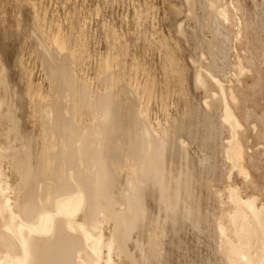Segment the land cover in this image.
<instances>
[{
	"label": "bare ground",
	"instance_id": "bare-ground-1",
	"mask_svg": "<svg viewBox=\"0 0 264 264\" xmlns=\"http://www.w3.org/2000/svg\"><path fill=\"white\" fill-rule=\"evenodd\" d=\"M218 2L0 0V264H169L205 222L221 264H264V203L243 191L264 132L220 48L264 26L219 7L224 29Z\"/></svg>",
	"mask_w": 264,
	"mask_h": 264
},
{
	"label": "rangeland",
	"instance_id": "rangeland-1",
	"mask_svg": "<svg viewBox=\"0 0 264 264\" xmlns=\"http://www.w3.org/2000/svg\"><path fill=\"white\" fill-rule=\"evenodd\" d=\"M218 3L219 4H214L212 12L216 17L214 18L217 20L218 25L222 24L224 29L231 31V29L234 30V27L227 22L224 15L222 16L220 12H218V9H220L219 7L225 8V13H227L229 18L233 15H237L238 18L236 19L239 20L241 19V14L243 13L244 19L243 21L241 20L242 23H244L246 19L247 21L253 20L259 22L264 26V0H220ZM89 4H92V2H89ZM103 10H105V8ZM96 18L99 20V15L96 16ZM214 18L208 14L205 18H202V22H199L198 24V29L202 27L203 31H198L195 41H190L191 45H197L205 52L203 46L204 39L215 36L212 29ZM166 22L169 23L170 21L168 20ZM92 24L94 23L92 22ZM27 35H29V33H27ZM246 35V39L243 43L235 38V31L233 33L231 32V35L228 33L226 38L221 41L220 48L222 49V59L225 64L222 65H229V73L231 75L232 83L237 88V90H235L236 98H240V96L243 95L242 98L247 99L246 104L249 106V110L256 113V117L251 118L252 123L256 124L259 129L264 132V124L257 118V116L259 117L264 114V28L259 33L251 29ZM258 35L261 36V42L257 44L256 39ZM241 37H244V34ZM25 41L28 43L30 38L25 36L23 38L24 43L22 42L21 45H24ZM186 46L188 45L186 44ZM191 47H189V51L192 50ZM248 50H251L254 54V58L251 60V63L247 59V56L251 54V51L248 53ZM190 56L191 52L187 54V60L189 65L192 67L193 64ZM257 70H262V79L258 80L255 77ZM191 81L192 83L194 82V76ZM195 94L197 95V100L204 106L205 98L202 96L201 92L195 91ZM231 98L229 96L228 99L232 100ZM255 135V130L251 131L249 143L252 146L248 150L249 154H253V159L251 160L252 164L249 165L250 174L253 180L248 188H245L244 186L245 189L243 191L248 193L244 195L256 197L258 202L257 204H262L264 203V139L259 140ZM227 137L228 135L226 134L225 139H227ZM252 140L254 142H252ZM218 162L219 168H223L221 156H218ZM219 174L221 177V170L218 175ZM242 180L245 179L237 176L234 180V184L243 189L244 182H242ZM220 188L224 190V185L220 184ZM203 196H208V194H203ZM215 196L216 199H225L227 194H215ZM213 205L215 208V216H218L219 219L222 208H219L220 204L218 205L215 203ZM213 205L210 209V206L205 200L203 202L204 213H207L208 211L212 212L214 210ZM188 228L187 232L184 233L185 235L182 234V236L184 235V237H182L183 244L174 250V255L170 259L169 264H221V254L217 252L216 248L218 243H216L217 241L214 238L215 236L213 235L212 237V233H210L211 228L207 222L202 224V229L200 230L192 227Z\"/></svg>",
	"mask_w": 264,
	"mask_h": 264
}]
</instances>
